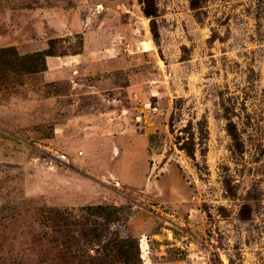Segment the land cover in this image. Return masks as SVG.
Masks as SVG:
<instances>
[{
	"label": "rangeland",
	"instance_id": "374dc122",
	"mask_svg": "<svg viewBox=\"0 0 264 264\" xmlns=\"http://www.w3.org/2000/svg\"><path fill=\"white\" fill-rule=\"evenodd\" d=\"M0 53V264L97 205L142 264H264V0H0Z\"/></svg>",
	"mask_w": 264,
	"mask_h": 264
},
{
	"label": "trees",
	"instance_id": "16d2710c",
	"mask_svg": "<svg viewBox=\"0 0 264 264\" xmlns=\"http://www.w3.org/2000/svg\"><path fill=\"white\" fill-rule=\"evenodd\" d=\"M1 55V53H0ZM54 53L50 50L33 56L21 57V61L35 63L32 72L45 71L46 57ZM39 61V64H38ZM7 64V63H6ZM41 65V66H40ZM53 211V210H52ZM86 222L80 225V236L68 233L67 238L56 237V263L61 264H142L140 239L132 233L122 234L114 228L128 227L129 215L118 205H97L84 208ZM95 217V220L92 218ZM97 218V220H96ZM69 223V222H68ZM67 223H63L66 226ZM62 225L53 224L56 235L61 234ZM215 263V262H214ZM216 264V263H215Z\"/></svg>",
	"mask_w": 264,
	"mask_h": 264
},
{
	"label": "built area",
	"instance_id": "2783aa9c",
	"mask_svg": "<svg viewBox=\"0 0 264 264\" xmlns=\"http://www.w3.org/2000/svg\"><path fill=\"white\" fill-rule=\"evenodd\" d=\"M50 155L55 157V159L59 160L63 164H66V165L71 164V160L66 154L56 152V154H50Z\"/></svg>",
	"mask_w": 264,
	"mask_h": 264
}]
</instances>
